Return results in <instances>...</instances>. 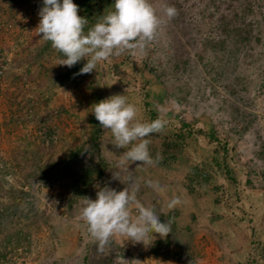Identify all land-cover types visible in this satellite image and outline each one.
<instances>
[{
  "label": "rangeland",
  "instance_id": "1",
  "mask_svg": "<svg viewBox=\"0 0 264 264\" xmlns=\"http://www.w3.org/2000/svg\"><path fill=\"white\" fill-rule=\"evenodd\" d=\"M151 2L165 21L154 41L143 50H137L135 56L127 53L113 56L110 61L98 65L97 71L70 79L59 77L69 67L57 65L64 57L52 46L42 56L35 58L38 50L47 43L42 39V34L38 35L35 31L43 0H0V179L4 180L6 187L10 183L18 186V182L30 171L29 165L17 168L15 161L19 160V150L27 140L40 135L42 122L48 121L54 129L49 132L55 146L45 160L60 159L69 148L85 145L90 152L81 156V164L88 166L96 163L98 154L91 149L92 136L97 127L93 120L95 115L91 112L92 106L113 95H126L128 101L137 106L139 118L144 122L151 121L150 110L155 111L156 118L167 121L162 133L150 136V140H153L150 144L160 145L164 140L178 142L176 135L179 130L184 137L187 134L182 129L183 123L188 124L193 131L185 138L187 146L177 155L178 160L170 168L155 164L138 166L140 162H134L128 168L127 164L120 163L124 149H116L112 145L111 132L99 124V150L108 165L101 176L85 186L89 192L87 196L74 194L72 183L66 177L46 184L30 181L29 186L25 187L27 194L16 204L1 191L0 200L3 204L12 205L9 215L2 219V224L6 225L11 220H19V223L0 233V244L14 228L30 233L28 240L5 264H51L54 259L67 257L73 249V240H76V234L71 238V231L79 230L78 225L68 222L82 221L80 211L84 201L87 198L96 199L97 191L104 186L117 191L126 187L119 179H113L115 171L125 183L131 177L139 187L148 180L158 182L164 190L157 193L149 187V191L160 210L166 211L167 206H162L156 198L167 204L174 196L179 197L189 210L193 204L191 197L189 201V196L183 199L182 191H178L175 186L172 193L167 192L166 184L169 182L166 183V180L172 178L179 181L197 163H211L212 150L217 142L226 144V159L235 172V183H229L224 173L213 166L214 180L205 186L196 187L195 193L189 195L195 199L210 198L220 205L230 217L226 220L232 222L229 226L217 228L216 232L226 234V230H234L230 226L235 225L236 232L247 244L242 262L264 264L262 2L251 0L253 11H249L245 19L251 30V45L236 38H228L218 51L210 50L214 41H210V47H206L203 42L208 36L217 38L221 30L217 28L220 13L237 8L238 0H231V5H228L230 0ZM166 4L177 9V15L170 21L163 12ZM257 31L259 40L255 41ZM243 59L245 61L242 62ZM86 62L81 60L79 63L84 65ZM12 113L18 114L19 121L11 119ZM209 132L215 134L214 139H209ZM219 152L222 159V151ZM156 154L162 158L160 151ZM9 163L16 170L7 172L5 169ZM75 168L79 172L81 166ZM169 186L172 187V184ZM212 186H220L221 189L212 191ZM149 197L150 194L144 195V199ZM160 219L161 222L166 221L167 214L160 216ZM60 223L68 225L70 230L62 234L61 230H56L60 237L54 238L49 226L56 229ZM213 240L215 250L226 255L231 253L228 250L230 246L224 248L216 239ZM151 247L145 249L143 245H133L130 241L124 244L122 238H116L103 251H99L97 245L92 243L87 252V264H115L117 253L129 261L138 259L141 264H196L201 254L190 249V252L184 251L178 257L170 258L167 263L165 252L172 250L166 249L164 239H160L158 234ZM173 247L182 250L178 241ZM148 249L152 252L151 256ZM137 251L141 253L140 257ZM220 256L214 257L216 264L240 262H231L229 258Z\"/></svg>",
  "mask_w": 264,
  "mask_h": 264
},
{
  "label": "clouds",
  "instance_id": "2",
  "mask_svg": "<svg viewBox=\"0 0 264 264\" xmlns=\"http://www.w3.org/2000/svg\"><path fill=\"white\" fill-rule=\"evenodd\" d=\"M111 8L88 27L89 19L79 15V6L74 0H43L35 31L63 55L57 65L71 68L86 60L74 76L90 74L113 56L125 53L135 56L137 50H143L154 41L165 22L151 0H115ZM163 12L169 21L177 15V9L167 4ZM91 112L100 127L111 132L112 145L124 149L121 164L129 168L134 162H140L138 166H153L159 162V156L154 160L150 153L149 137L162 133L167 121L161 118L142 121L137 106L120 94L95 103ZM113 179H119L126 187L120 191L107 186L99 188L96 199L87 198L80 211L87 236L98 250L103 251L116 238H122L124 244L126 241L141 244L145 249L154 245L157 234L167 240L173 232L171 220L161 222L162 214L138 198L139 186L131 177L125 183L115 171ZM146 184L157 193L164 190L158 182L148 180ZM181 203L179 197L173 198L167 208L174 210ZM115 264H141V261L126 260L117 253Z\"/></svg>",
  "mask_w": 264,
  "mask_h": 264
},
{
  "label": "trees",
  "instance_id": "3",
  "mask_svg": "<svg viewBox=\"0 0 264 264\" xmlns=\"http://www.w3.org/2000/svg\"><path fill=\"white\" fill-rule=\"evenodd\" d=\"M238 1L240 7L238 5V7H234L232 11L220 13V21L217 28H220L221 30H219V33H217V38L215 37V39H212L210 36H208L205 42H203L204 44H206V47H210V41H214L212 47H210L211 51H218L219 49L223 48L228 38H236V40L245 41L247 44L251 45V30L247 22H245V19L247 18L248 12L253 11L252 2L251 0ZM114 2L115 0H74V3L79 6V15L89 19L88 27H91L99 19L100 16L104 15L106 10L111 11V6L114 4ZM261 2L262 3L260 5H262V10L264 13V0H261ZM231 4L232 3L230 0L228 5ZM257 34L259 35L258 31L255 34V41L259 40ZM50 46L51 42L47 41L46 45L38 50L37 56L35 58L42 56L44 51ZM243 61L245 60L243 59L242 62ZM82 67L83 65L78 62L75 66L66 69V71L64 72H61L59 74V77L74 79L77 76H74V74L78 73ZM147 103L148 102H146V104ZM149 116L151 117V121L157 119L154 110L149 111ZM11 119L19 121L20 118L18 114L12 113ZM93 120L97 127L92 136L93 141H91V149L92 151L96 150V153L98 154V161L96 163H90L88 166L81 164V156L85 152H90L86 149L85 145H75L72 148H69L66 153L62 154L60 159L53 158L51 160H45V157L55 146L54 140L52 139L51 135V132H53L54 129L53 126L48 123V121L42 122L43 124L40 126V129H42V131L40 135H34L32 136L33 140H27L25 146L19 150V160L15 161L17 168H23L24 165H29L30 171L26 174L24 178H22L18 182V186H15L14 184L10 183V185L6 187L3 183L4 180L1 178L0 193L1 191H3L6 196H8L12 201L14 200L13 204H16L27 194L25 187L29 186L30 181H38L46 184L50 181H57L60 180L62 177H66L72 183V190L74 194H81V196H87L89 192L85 188V186L90 185L97 177L101 176V174L105 172L106 167L108 165L102 158V155L100 154L99 150V123L95 116H93ZM182 129H185L187 131V134H185L184 137L182 134H180L181 130H179L176 135V137L178 138V142L174 141L172 143H169L164 140L161 142L160 145H149V149L154 155V160L157 157L156 153H159V151L162 156V158H159V162L155 165L170 168L172 164L176 160H178L177 155H179L182 152L183 148L187 146L185 138L189 136L190 132H193L189 129V126L186 123H183ZM208 137L209 139H214L215 134L213 132H209ZM34 140L36 141L35 143ZM167 149L171 150L168 151ZM219 150L222 151V159L219 156ZM212 152V164L210 162L207 163L202 161L194 165L186 172L183 183L189 194H194L196 191V187L205 186L209 184L212 180H214L213 166L217 167L221 172L224 173L229 183H235V172L226 159V157L228 156L226 144L217 142V145L213 148ZM11 162L12 161H10V163ZM10 163L5 169L7 170V172L10 169L16 170V168ZM78 165L81 166L79 172L78 169L75 168ZM80 185H82V189L80 188ZM212 188V191L216 192L221 189L220 186H212ZM218 201L220 200L218 199ZM222 202L225 203V201ZM9 205L10 204L4 205L2 200H0V233H4V231L10 229L11 227H14L19 223V220H11L6 223V225L2 224V219L9 215V209L12 207V205ZM177 215L178 212L176 210H172L171 212L167 213V219L171 220V222L174 224V229V218ZM162 216L163 215H161V217ZM69 223H71V225L73 224L74 226H79V230L77 232H73L74 230L71 231V238L73 237V234H76V240H73V249L67 257L61 256L60 258L54 259L51 264H87V252L93 242H91L90 238L87 236L86 225L83 221L78 222L76 220H70L68 224ZM57 227L58 228L55 229V227L51 225L49 226L50 233L54 238L60 237L57 236L58 232L56 230H61V234L65 230H70L68 225L64 226L61 223ZM29 236V232L23 231L20 228H14V231L11 233L8 232L6 236L7 238L5 239V241H3V243L0 244V264L10 262L11 255H13L15 251L23 245L24 241L28 240ZM169 242L170 236H168L167 240H164L166 247L168 246ZM156 251L157 250L155 248L154 252L156 253Z\"/></svg>",
  "mask_w": 264,
  "mask_h": 264
},
{
  "label": "crops",
  "instance_id": "4",
  "mask_svg": "<svg viewBox=\"0 0 264 264\" xmlns=\"http://www.w3.org/2000/svg\"><path fill=\"white\" fill-rule=\"evenodd\" d=\"M168 170L170 171L171 169ZM168 182L169 184H172V187H170L169 184L168 185L166 184L167 192L172 193V189L175 186L176 189H178V191H182L181 197L184 199L185 196H189L187 199L188 201L190 200L191 197L192 200L190 201H192L193 204L189 210L186 209L185 207L186 204H182V203L174 209L178 212V215L174 218L175 229H173L172 234L169 235L170 242L166 249H170L172 251L165 252L166 262L168 263V260L170 258L174 259L173 257L175 256L178 257V255L184 251L190 252V249H192V251H198L199 253L202 254V255L200 254V257L196 259V264H205L207 261L208 264H216L214 261V257L221 258L220 255H223L225 258H229L231 262L244 261L243 255L245 253V248L247 244L246 241L243 239V237L240 236L239 232H236V226L232 224V226L230 227H233L234 230L227 229L226 231L228 232L226 234L216 232L217 228L219 227L224 228L226 226H229V223L232 222L231 220H226V219H230V217H228V215H226L222 211L221 206L216 204L214 200H212L213 202L209 200L210 198L208 200H203L204 197L195 199L193 198L194 196L192 197V195H189L183 183L184 177L179 181H175L172 178H170L166 180V183ZM149 189L150 188L146 184H142V186L139 187V191L137 193L138 198L146 206L153 207L158 212V214L165 215L171 212L172 210H169L168 208L166 211L159 209L157 203L153 201V196L151 195ZM145 194H150L149 199L148 198L144 199ZM173 198L176 197L174 196ZM156 199L158 200V202H160L162 206H167V204L164 201L159 200L158 198ZM241 230L243 231V228H241ZM248 231L249 229L247 228L246 232L248 233ZM213 239H216L217 242L220 244V246L224 248L230 246L228 250H230L231 253L226 255L224 253L221 254L219 250L218 251L215 250ZM175 241H178L183 251L180 250L178 247L177 248L173 247ZM191 246L192 248H190ZM148 251L150 252V254L149 253L147 254L151 256L152 252L150 251V249H148ZM136 254L138 257H140L141 255V253L138 251L136 252ZM147 254L145 256L143 255L144 258L147 257ZM162 264H165V262ZM242 264L245 263L242 262Z\"/></svg>",
  "mask_w": 264,
  "mask_h": 264
},
{
  "label": "built area",
  "instance_id": "5",
  "mask_svg": "<svg viewBox=\"0 0 264 264\" xmlns=\"http://www.w3.org/2000/svg\"><path fill=\"white\" fill-rule=\"evenodd\" d=\"M241 202L239 201L238 205L240 206Z\"/></svg>",
  "mask_w": 264,
  "mask_h": 264
}]
</instances>
